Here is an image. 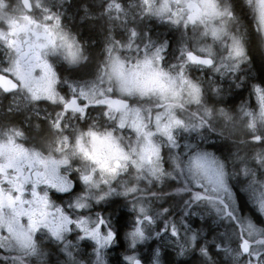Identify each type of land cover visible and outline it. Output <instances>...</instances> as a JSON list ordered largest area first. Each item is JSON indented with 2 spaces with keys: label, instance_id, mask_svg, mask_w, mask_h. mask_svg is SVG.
Returning a JSON list of instances; mask_svg holds the SVG:
<instances>
[{
  "label": "snow or ice",
  "instance_id": "6c2138e0",
  "mask_svg": "<svg viewBox=\"0 0 264 264\" xmlns=\"http://www.w3.org/2000/svg\"><path fill=\"white\" fill-rule=\"evenodd\" d=\"M254 53L264 0H0V264H264Z\"/></svg>",
  "mask_w": 264,
  "mask_h": 264
},
{
  "label": "trees",
  "instance_id": "16d2710c",
  "mask_svg": "<svg viewBox=\"0 0 264 264\" xmlns=\"http://www.w3.org/2000/svg\"><path fill=\"white\" fill-rule=\"evenodd\" d=\"M193 224L195 226V218L194 217H193ZM126 247H127V245L124 243L123 239H121L117 242L116 245H114L111 248L112 254L109 255V261L111 262L110 264H120L118 261L122 257V255L125 254ZM139 254L144 259L145 264H148V259L150 256V249H148L147 247L142 248L139 250ZM175 259H180L181 260L180 264H195V256L194 255L190 254L189 256H186V257L177 258L170 251L165 253V257H164L165 264H167V262L169 260H175Z\"/></svg>",
  "mask_w": 264,
  "mask_h": 264
},
{
  "label": "flooded vegetation",
  "instance_id": "af4514ba",
  "mask_svg": "<svg viewBox=\"0 0 264 264\" xmlns=\"http://www.w3.org/2000/svg\"><path fill=\"white\" fill-rule=\"evenodd\" d=\"M252 73L256 77L257 82L261 79H264V62H262L259 55L255 53H254V61L252 65ZM242 100H249V94L247 89L237 90L234 95L228 98L227 102L229 104H239ZM249 102L252 105H255V97H252ZM194 218H195V226H198L200 224L199 217H194ZM209 223H211L210 220ZM195 261H196V256H195Z\"/></svg>",
  "mask_w": 264,
  "mask_h": 264
},
{
  "label": "rangeland",
  "instance_id": "374dc122",
  "mask_svg": "<svg viewBox=\"0 0 264 264\" xmlns=\"http://www.w3.org/2000/svg\"><path fill=\"white\" fill-rule=\"evenodd\" d=\"M112 254V252H111V248L108 250V253H107V256H106V259H107V261H108V264H110L111 262L109 261V255H111ZM120 264H126V262L125 261H123V259L122 260H119L118 261Z\"/></svg>",
  "mask_w": 264,
  "mask_h": 264
},
{
  "label": "bare ground",
  "instance_id": "6f19581e",
  "mask_svg": "<svg viewBox=\"0 0 264 264\" xmlns=\"http://www.w3.org/2000/svg\"><path fill=\"white\" fill-rule=\"evenodd\" d=\"M122 259H123V255H122V257L119 260H122Z\"/></svg>",
  "mask_w": 264,
  "mask_h": 264
}]
</instances>
